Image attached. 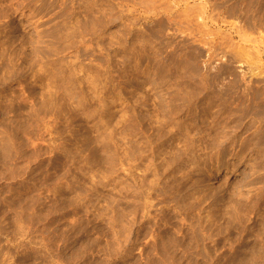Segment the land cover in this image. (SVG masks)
Returning a JSON list of instances; mask_svg holds the SVG:
<instances>
[{
    "label": "rangeland",
    "instance_id": "1",
    "mask_svg": "<svg viewBox=\"0 0 264 264\" xmlns=\"http://www.w3.org/2000/svg\"><path fill=\"white\" fill-rule=\"evenodd\" d=\"M0 264H264V0H0Z\"/></svg>",
    "mask_w": 264,
    "mask_h": 264
}]
</instances>
